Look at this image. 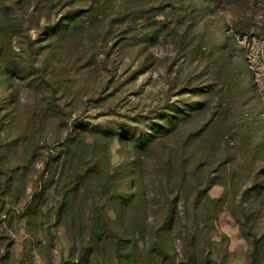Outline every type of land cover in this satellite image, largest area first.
<instances>
[{"label":"rangeland","instance_id":"1","mask_svg":"<svg viewBox=\"0 0 264 264\" xmlns=\"http://www.w3.org/2000/svg\"><path fill=\"white\" fill-rule=\"evenodd\" d=\"M100 162L122 196L141 180L149 221L167 198L181 221L122 218L103 252ZM117 251L264 264V0H0V264H121Z\"/></svg>","mask_w":264,"mask_h":264},{"label":"trees","instance_id":"2","mask_svg":"<svg viewBox=\"0 0 264 264\" xmlns=\"http://www.w3.org/2000/svg\"><path fill=\"white\" fill-rule=\"evenodd\" d=\"M39 3V2H38ZM73 18L68 16L66 19H63L59 25L54 27V33L56 32H65L68 30V27L72 23ZM67 21L66 26L60 27ZM48 33V29L46 34ZM79 128V127H78ZM74 131L77 130V127H74ZM80 131H84L81 127ZM78 131V134H80ZM99 132V130H98ZM100 132H106L101 130ZM109 132V131H108ZM112 136H119L121 134L117 133V131H111ZM127 140H131V146L134 150H145V138L140 136L136 137V135H127ZM66 149L64 151L65 157V165L67 162H70L75 154V139L70 138L66 141ZM60 159V157L56 158ZM99 168V188L103 191L102 198L107 199L111 204L107 207L104 205L100 207L99 215L97 219V242L103 252H106L108 248H115L118 246L120 242V236H122L121 230H119V225L122 224V218H127L128 222L133 225H144L149 224L151 226H158V232L167 233L170 229H173V225L176 220H180V213L177 208L175 207L174 199H166L163 208L160 210L159 213H156L155 216L149 221L147 218V214L145 213V196L141 192V180L139 179H132L131 184V191L129 194L121 195V192L118 189V186L113 183L112 177L108 175L106 170L102 168L101 162L98 165ZM201 199H198V205L196 206V210L200 211ZM209 200V199H208ZM201 204V205H200ZM181 212V211H180ZM197 212V211H196ZM198 213V212H197ZM181 221V220H180ZM179 221V222H180ZM125 247V246H124ZM160 255L165 259H173V254L171 253V249L168 245L162 243L160 245ZM115 260H118L121 264H127L135 262V259L125 253V252H116Z\"/></svg>","mask_w":264,"mask_h":264}]
</instances>
